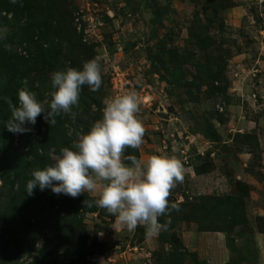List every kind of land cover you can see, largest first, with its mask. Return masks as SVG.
<instances>
[{
    "label": "rangeland",
    "instance_id": "rangeland-1",
    "mask_svg": "<svg viewBox=\"0 0 264 264\" xmlns=\"http://www.w3.org/2000/svg\"><path fill=\"white\" fill-rule=\"evenodd\" d=\"M56 1L67 13L83 52L100 63L102 84L96 92L81 87L79 96L98 105H90L81 124L75 115L56 117L68 119L61 123L66 138L57 149L51 148L50 163L64 143L71 149L78 134L101 119L105 100L134 91L139 104L136 115L144 129L137 161L154 154L174 156L183 168L182 181L169 191L166 213L158 217L162 228L153 236L146 234L143 224L128 231L95 204V193L83 192L92 198L95 210L79 214L69 209L67 220L80 232L81 246L68 264H264V233L257 231L264 229V0ZM7 14L8 21L0 24V69L24 56L33 93L47 105L51 74L46 72L40 47L35 38V44L21 43L24 19ZM3 17L0 12V20ZM62 43L65 38L54 42ZM82 63L64 60V65L77 69ZM116 66L119 73L112 79L110 72ZM217 66H222L227 81L223 92L222 83L213 79ZM175 73L181 75L178 84L172 82ZM22 84L30 90L27 81ZM45 123L40 118V131ZM36 129L37 124L32 133ZM20 141L15 133L14 144L21 146ZM121 161L132 166L123 152ZM8 191L0 181V217L9 209L18 212L9 205ZM238 192L246 222L227 233L219 231L226 213L217 204ZM54 197L57 205L49 206L47 198ZM40 198L32 204V213H49L42 225L49 229L57 221L52 211L72 198L50 190ZM194 207L198 210L193 218ZM47 228L43 232L48 233ZM11 230L18 239V229ZM43 232L22 254V264L35 257Z\"/></svg>",
    "mask_w": 264,
    "mask_h": 264
},
{
    "label": "clouds",
    "instance_id": "clouds-1",
    "mask_svg": "<svg viewBox=\"0 0 264 264\" xmlns=\"http://www.w3.org/2000/svg\"><path fill=\"white\" fill-rule=\"evenodd\" d=\"M101 71L100 63L89 59L79 69L67 67L52 73L47 105L38 101L27 87L17 90L15 103L4 97L10 111L4 127L9 132L24 134L31 131L28 126L35 125L38 116L48 125H54L61 113L74 117L81 87L86 85L96 92L102 84ZM22 83L26 85V81ZM138 110L134 91L105 100L101 119L87 132L78 134L71 149L61 148L49 165L31 173L26 183L27 195H32L33 190H50L53 195L71 198L85 191L95 193V204L128 231L143 224L148 236L157 234L162 228L158 217L166 213L169 191L175 182L182 181L183 168L174 156L157 154L143 162L133 160L131 167L122 163L124 149H138L143 142Z\"/></svg>",
    "mask_w": 264,
    "mask_h": 264
},
{
    "label": "trees",
    "instance_id": "trees-1",
    "mask_svg": "<svg viewBox=\"0 0 264 264\" xmlns=\"http://www.w3.org/2000/svg\"><path fill=\"white\" fill-rule=\"evenodd\" d=\"M0 12H4L0 24L8 21L5 17L8 12L20 15L24 19V23L20 26V32H22L20 42L35 44L36 41L42 52L44 62L47 64L46 72L48 74L66 69L67 66L64 65V60L81 63L90 59L87 52H83L84 48H82L81 41L75 39V30L66 20L67 13L59 8L56 0H0ZM34 31H36V35H34ZM62 38L66 39V43L54 44V42H61ZM53 48L58 49L53 50ZM62 50L67 52L69 56H63ZM80 54L82 55L79 56ZM69 64L73 66V64ZM30 74L31 69L24 62V56L11 61L7 67H4L3 71L0 69V163L2 166L0 167V181L2 185H7L9 188L8 192L11 196L9 205L18 208V212H12L7 208V210L9 209L8 213L2 214L0 217V260L3 264L5 262L9 263L11 260V264H22L19 261L23 256L22 254L29 250L33 240L40 238V233L47 228L42 225L48 219L49 213H45V215L37 211L32 213V204L40 201L43 192L33 190L32 195H27L26 183L31 179V173L34 170L43 169L50 164L49 152L51 148L57 149L59 142L66 138H64L65 127L62 125L68 121L66 117L63 121L56 119L54 125L45 123L44 130L40 131L38 121L41 117L38 116L35 123L37 124L35 132L32 133V126L34 125H29L31 131L20 134V138H22V141H20L21 146L14 144L15 133L9 132L4 127L10 119V111L3 98L7 97L15 103L17 99L16 92L22 88L23 79L27 81L30 91L34 92V81L33 78L30 79ZM214 74L213 79L222 83V87L219 89L220 92L225 91L227 81L222 66H217ZM180 79L181 75L175 73V79L172 82L178 84ZM82 104L85 106L83 107ZM90 105L98 106L95 101L90 100L86 103L79 96L78 105L73 108L77 123L81 124V116L89 110ZM245 137L248 140L251 139V135ZM64 146L67 145L64 143ZM22 149L23 151H21ZM123 159L130 164L133 160L137 161V150L126 147L123 151ZM47 199L51 200L48 203L49 206L57 205L58 199L55 197ZM62 202L63 204L62 206L59 205V209L52 211L57 221L51 223L49 229L47 228L48 233L43 232L44 236L42 233L41 246L31 260V264H68L72 262L73 255L79 252L81 246L80 232L74 227L75 223L67 220V217L70 216L69 209L74 208L79 214H82L83 212L94 211L95 206L92 204V198L87 195H80L77 198H72V200L64 199ZM46 203H43L42 207ZM217 206L218 209L222 208L226 213L224 225L221 228L219 227V231L227 233L232 231L235 226L245 224V205L241 193L224 196ZM197 210L195 207L190 210L193 218L196 216ZM11 228L18 229V239H16L15 232ZM38 228H42L41 231ZM36 230L39 231L38 235L35 232ZM257 231L264 233V229L259 230L257 228ZM34 234L35 237H33ZM82 255L84 256L85 253Z\"/></svg>",
    "mask_w": 264,
    "mask_h": 264
},
{
    "label": "built area",
    "instance_id": "built-area-1",
    "mask_svg": "<svg viewBox=\"0 0 264 264\" xmlns=\"http://www.w3.org/2000/svg\"><path fill=\"white\" fill-rule=\"evenodd\" d=\"M119 71V69L117 68V66L114 68V73L113 72H110L111 73V77H112V79L114 78V77H116V76H118V71ZM116 74V76H114ZM114 76V77H113Z\"/></svg>",
    "mask_w": 264,
    "mask_h": 264
}]
</instances>
